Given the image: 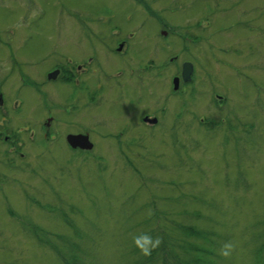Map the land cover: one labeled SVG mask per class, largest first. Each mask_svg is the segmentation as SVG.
I'll use <instances>...</instances> for the list:
<instances>
[{"label": "rangeland", "instance_id": "obj_1", "mask_svg": "<svg viewBox=\"0 0 264 264\" xmlns=\"http://www.w3.org/2000/svg\"><path fill=\"white\" fill-rule=\"evenodd\" d=\"M67 56L84 68L42 83ZM1 74L17 131L0 146V264H63L53 233L88 244L83 264H132L157 238L170 252L180 224L207 235L191 241L210 264H264V0H0ZM88 129L91 150L66 145Z\"/></svg>", "mask_w": 264, "mask_h": 264}, {"label": "trees", "instance_id": "obj_2", "mask_svg": "<svg viewBox=\"0 0 264 264\" xmlns=\"http://www.w3.org/2000/svg\"><path fill=\"white\" fill-rule=\"evenodd\" d=\"M255 27L256 26H254L253 29H255ZM233 28H234V25L231 27V29ZM256 28L258 29L259 27H256ZM185 34L191 35L193 33L190 30H186ZM201 34H202L201 32H198L196 36L200 38L195 43L198 46V48H200V40L202 38ZM213 41H210V43L208 44L211 50H213L214 46H217L214 43L215 41L214 42ZM183 43L185 44V43H190V42L183 39ZM226 49H227L226 46L225 47L221 46L222 53L227 54ZM211 50L207 52L208 53V55L206 56L207 61H210V62L217 61V58L211 53ZM68 58L69 56H67V60L63 59V62L71 68L70 72H67L69 75V79L66 80L67 82H71V79L75 76L73 70H75L76 65L75 63H69ZM173 60H176V58H174ZM168 64H171V62ZM63 72H66V71L63 70ZM213 74L214 73L212 72V73H209V75H203L202 83H204V81H208L210 79L209 76ZM17 80H20L18 75H17ZM58 83H60V79ZM117 84L119 86V83ZM171 93L175 94L174 92H171ZM19 106H21V103H19ZM3 109L4 107L0 106V146H3L4 148L8 149L11 146V139L12 137L14 138L17 129H14L15 127L13 128L8 127L7 122H6L5 113L2 112ZM11 109H14V108H11ZM13 129H14V132L12 133ZM6 131H8L9 134H7ZM5 135H9V136L5 139L4 138ZM60 172L64 173L63 171H60ZM67 172H69V170ZM32 200L37 205H42L47 213H53V212L57 213L58 216L61 218V220L64 222V224L72 228L76 234H79L77 235L78 238L80 236L81 237L84 236L83 232L80 233L79 232L80 230L77 229L76 225H73V223L67 218L64 209H62L63 207L59 208V205L56 206L52 203L42 202L40 199L33 198ZM60 205L64 206L63 204H60ZM70 206L73 208V205H70ZM12 212L13 211L11 210L10 211L11 216H12ZM33 226L35 227V229L33 230L37 234L36 235L38 238L37 240L39 241L40 244H44L43 242H41L43 240V237H42V234L40 233V230H45V228L36 222L33 223ZM177 230H178L177 234L164 235V239L167 241L168 248L169 250H171L170 252L168 251V253H165L163 255L161 254L160 247L157 246L152 249L150 255L142 254L141 257H138L135 261H133L132 264H157L158 262L160 263L162 262V264H210V261H211L210 256L211 255L213 256V252H210V250L204 245H201V244L195 245L191 241L192 239L196 240L199 236L204 239L207 237V235L202 232L199 233L196 228H192L191 230L190 227L185 224H180ZM53 234H58V233H53ZM53 234L51 235L52 239L50 237L46 239V244L47 246L51 247L57 253L59 259L62 261L63 264H83L84 259L88 260L86 256L88 244H82L79 241H74L73 239L67 238L66 236L62 234L59 235L60 238L58 240L60 242H57L56 240H53V238L58 237V235H53ZM149 238H155V235L151 236L150 234ZM178 249H182V251L184 252V255L182 257H177L178 255H176V253L178 252ZM161 250H163V248H161Z\"/></svg>", "mask_w": 264, "mask_h": 264}, {"label": "flooded vegetation", "instance_id": "obj_3", "mask_svg": "<svg viewBox=\"0 0 264 264\" xmlns=\"http://www.w3.org/2000/svg\"><path fill=\"white\" fill-rule=\"evenodd\" d=\"M187 37V39H191L190 37H188V36H186ZM197 39L199 40L200 38H198L197 37ZM217 42H215V44H216ZM217 45V44H216ZM218 46V45H217ZM118 50H119V48H118ZM87 56V58H89V59H91V58H93V57H91V55H86ZM85 56V57H86ZM78 59H80V58H78ZM69 60H71V56H69V58H68V61ZM171 60H173V58H170V61ZM84 64H78V65H76V69H83L84 67ZM63 70H65L66 72H63ZM70 70H71V68L69 67L67 70L66 69H64V68H61V67H59V68H57V69H55L54 71H50V72H45L44 74H43V77L45 78V76H46V80H44V78H42L40 81H42V83H52V82H58L59 81V79H60V83H65V84H67L66 82V80L67 79H69V75H68V73L67 72H70ZM137 70H139V69H137ZM52 72H55V74L57 75H55V78L54 79H50L49 77H51L52 76ZM18 77H19V79L21 80V81H24L23 80V76H22V74L20 73V72H18ZM192 75H193V72H192ZM6 76H7V74H1L0 75V79H1V81H0V106L2 107L3 106V103H4V94H5V92L4 91H2V88H1V86H2V78L5 80V78H6ZM12 76H14V74H12ZM2 77V78H1ZM192 82V80L190 81V82H183L182 81V79H180V81H179V87H178V89L179 88H185V87H187L190 83ZM72 85V84H71ZM23 86H25V83L23 84ZM178 89H177V91H178ZM179 92V91H178ZM178 92H174L175 93V95H176V93H178ZM171 95V94H170ZM217 97H219V98H223L221 95H219V94H217ZM19 104V103H18ZM143 120V119H142ZM45 124L47 125V128H48V125L50 124L49 122H45ZM86 127V126H85ZM78 133H89V129L87 130V131H84V132H80V131H78ZM68 133H66L65 134V136H64V138L66 137V135H67ZM75 134H77V133H75ZM9 135H5L4 136V138L6 139L7 137H8ZM52 136H54V139H57L58 137H59V134H58V132H56L55 131V133H53L52 132ZM53 139V140H54ZM9 150L11 149V148H8Z\"/></svg>", "mask_w": 264, "mask_h": 264}, {"label": "water", "instance_id": "obj_4", "mask_svg": "<svg viewBox=\"0 0 264 264\" xmlns=\"http://www.w3.org/2000/svg\"><path fill=\"white\" fill-rule=\"evenodd\" d=\"M191 70H192L191 63L185 62V64L183 65V73H182L184 80L188 78V76L191 73ZM174 84L176 87L177 79L174 80ZM67 141L74 148L80 147V148L90 149L92 147V144L89 142L88 136L86 135H68Z\"/></svg>", "mask_w": 264, "mask_h": 264}, {"label": "clouds", "instance_id": "obj_5", "mask_svg": "<svg viewBox=\"0 0 264 264\" xmlns=\"http://www.w3.org/2000/svg\"><path fill=\"white\" fill-rule=\"evenodd\" d=\"M160 243H161V240L159 238H157L155 243L152 245V247L155 248V247L159 246ZM143 251H144L145 255H150L151 254L149 249H144ZM223 254L227 255V253H223Z\"/></svg>", "mask_w": 264, "mask_h": 264}]
</instances>
